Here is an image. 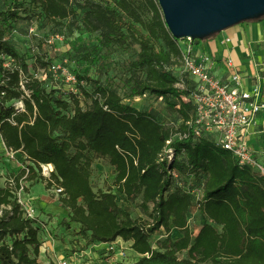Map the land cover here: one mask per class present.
Wrapping results in <instances>:
<instances>
[{"label": "trees", "instance_id": "1", "mask_svg": "<svg viewBox=\"0 0 264 264\" xmlns=\"http://www.w3.org/2000/svg\"><path fill=\"white\" fill-rule=\"evenodd\" d=\"M32 1L54 23L84 10L88 32L102 31L105 47L130 39L139 45L131 67L144 75L126 81L128 97L151 94L164 99L179 122L167 124L125 104L107 85L94 83L89 91L77 74L76 89L90 104L82 105L79 91L65 93L71 101L57 97L54 89L47 91L46 75L45 80L29 76V66L1 32L0 144L27 164L6 178L18 186L40 182L48 190L63 189L67 226H78L81 237L80 243L68 240L70 248L85 252L89 246L123 239L132 242L139 256L132 264H264V177L240 167L214 136L196 139L189 131L186 124L195 116V107L185 99L194 91L195 81L181 74V42L170 34L158 0H149L153 12L149 23L127 0ZM1 16L7 24L19 18L17 13ZM136 25L143 26L147 35ZM194 43L201 45L199 40ZM10 61L15 64L9 68ZM17 100L24 103L23 111L9 105ZM184 133L190 135L181 140L178 135ZM172 139L174 158L162 161ZM91 153L108 160L114 169L115 179L107 191L95 192L92 187ZM45 165L54 167L50 177L41 173ZM201 187L200 201L186 190ZM139 198L146 221L134 219L125 208ZM193 211L205 220L197 232L190 228ZM162 229L166 239L154 246L151 238ZM39 230L37 220L24 217L8 186L0 187V264H41ZM174 230L182 237L174 240Z\"/></svg>", "mask_w": 264, "mask_h": 264}, {"label": "rangeland", "instance_id": "2", "mask_svg": "<svg viewBox=\"0 0 264 264\" xmlns=\"http://www.w3.org/2000/svg\"><path fill=\"white\" fill-rule=\"evenodd\" d=\"M92 1L105 3L112 0ZM127 1L142 14L146 23L152 21L153 12L149 0ZM154 1L156 2V0ZM3 13H7L8 15L17 13L19 18L15 21L10 20L9 24H7L2 19L1 15ZM84 17L85 11L79 10L77 16L54 23L42 15L40 7L32 0H0V33H4V40L27 63L29 66V76L32 79L43 80L45 75L47 76L45 84L47 91L54 89L57 97H63L68 101H71V96L65 95L66 92L79 91L77 94L81 96L82 105L87 107L90 101L84 98L80 90L76 89L75 82L72 79L77 74L79 77L85 79L84 85L87 87V90L92 91L94 83L107 85L119 92L125 104L131 105L140 111L152 113L161 122L167 124L176 123L177 125L179 122L177 113L175 114L169 108L168 102L164 99L157 98L151 94H146L139 98L128 97L129 90L125 86L126 81L133 76L139 77L144 75L143 72L135 71L131 67V64L138 59L139 45L130 39L122 45L112 44L110 47H105L101 43L102 31L95 33L88 32ZM262 21H264V17L231 27L215 36L200 40L201 45L206 48L205 50L208 53L213 54L218 59L221 57L226 58L229 55V49L238 47V30L246 24L254 25L256 22L261 23ZM136 27L139 28L143 35H147V31L143 26L136 25ZM227 36L233 39V44H230L226 48L221 44V41ZM237 52L240 53V50L237 49ZM232 58L235 63L239 64L235 53L234 55L232 54ZM9 64L14 65L15 63L10 61ZM20 102L21 100H17L9 105L16 107ZM4 151L0 146V187L5 185L7 176L27 165L24 158L15 157L11 159ZM90 156L94 159L91 178L92 187L95 192L107 191L111 188L115 179L114 169L108 160L97 157L92 153ZM45 171V168L42 166L41 173L45 177H50ZM40 186L45 187L41 189L48 194L52 203L55 201L52 207L43 209L41 204L36 203L38 200H32V205L37 212V217H39L37 223L41 229L39 230L41 237L43 234H47L50 235V240L57 241L55 243V251L50 253L53 256L49 257L48 253H46V259L50 260L51 264L54 263L53 260L61 258L76 263V259H74L76 257L75 253L63 249L61 242H66L65 239L75 240L76 237H79L77 241L80 243L81 237L77 236L79 227L74 224L67 226L69 222L68 212H63V210L58 208L64 209L61 202L63 195H58L55 187L48 191L45 184L42 183ZM30 195L33 198L31 193ZM140 205L141 199L139 198L132 202L131 206L127 205L125 208L134 219L138 218L146 221L148 218L142 213ZM189 221L193 232H197L205 223V220L197 211H193L190 214ZM52 222H56V224L52 226L53 232L52 230L49 232L47 231V227ZM181 237L178 231H173L172 238L174 240ZM165 239L166 232L162 229L151 238V242L155 246L158 245V242ZM82 242L84 243V241ZM129 254L131 257L136 256L132 251H129Z\"/></svg>", "mask_w": 264, "mask_h": 264}, {"label": "built area", "instance_id": "3", "mask_svg": "<svg viewBox=\"0 0 264 264\" xmlns=\"http://www.w3.org/2000/svg\"><path fill=\"white\" fill-rule=\"evenodd\" d=\"M231 37H224L222 45L228 46L232 43ZM182 50L181 74L188 75L195 81L194 91L185 101L191 102L195 107V116L186 125L194 138L199 139L206 135H212L215 143L222 149L229 151L240 167L250 168L264 177V165L257 156L254 148L250 145L248 137L250 129L256 125L258 116L264 111L263 89L259 83H254L250 89L246 88V81L234 59L229 56L218 59L213 54L208 53L202 45H195L191 39L180 41ZM250 57L254 66L260 69L261 65L255 59V53L250 51ZM7 67H11L9 62ZM46 79V76L43 80ZM76 83L75 77L72 78ZM22 89L25 90L24 83L21 82ZM182 87V86H180ZM26 95L30 97L29 93ZM17 110H24V103L21 101L16 106ZM190 134L178 135L180 139H187ZM176 136V135H175ZM174 136V137H175ZM173 137V138H174ZM176 138V137H175ZM173 139L167 142L164 151L163 160H173L174 151L170 148ZM0 146L5 150L11 159L16 157V153L7 150L4 143ZM17 158V157H16ZM43 168L46 167L43 166ZM48 176L53 169L45 171ZM46 173V174H47ZM174 177L178 179V173L173 172ZM5 185L13 193L24 217L30 220H38L37 212L32 205L31 195L26 190V186L21 182L17 185L13 178L5 179ZM182 187V184H180ZM198 188L186 189L190 195H193L196 201L202 198V190ZM56 193L62 194L63 189H56ZM41 250L47 253L45 247ZM75 253L74 261H68L65 258L53 260V264H83L86 253L80 251L76 246L66 248ZM129 251H132L123 240H117L109 244L108 252L112 253L117 262L123 264H132L139 258L138 255L131 257ZM79 261V262H78Z\"/></svg>", "mask_w": 264, "mask_h": 264}, {"label": "crops", "instance_id": "4", "mask_svg": "<svg viewBox=\"0 0 264 264\" xmlns=\"http://www.w3.org/2000/svg\"><path fill=\"white\" fill-rule=\"evenodd\" d=\"M238 35V47H233L232 49H229V55L227 57H232V54H236V56L238 57L237 59L239 61V64L236 63V65L238 67V70L245 78L246 88L250 89L254 83H259L263 89L264 99V21H262L261 23L256 22L254 25H244L238 30ZM231 44H233V40ZM228 46L225 47L227 48ZM237 49L240 50V53L237 52ZM250 51L251 53L252 51L255 53V59L261 65L260 69L256 68V65L254 66V64L252 63ZM223 58L221 57L219 59ZM248 140L250 145L254 148L257 156L260 158L261 162L264 165V111L258 116L256 125H253V127L250 129V135L248 137ZM25 184L28 189L27 192L33 195L34 200H38L36 203L41 204L43 209L48 207L50 208L53 204H55V201L54 203H52L51 199H49L48 197V194L42 191L41 188L43 186H40L42 185V183L26 182ZM58 208L65 212V210L61 207ZM55 224L56 222H52L50 226H46L47 231L50 232V230H52L53 228L52 226ZM50 238V235L43 234L42 237H40V240L41 246L45 247L47 249L49 257H52L53 255L51 256L50 253L55 251V243L57 241L54 242L55 240H50ZM76 239H79V237H76ZM65 240L66 242H61V244L63 245V249L70 247L67 245L68 239ZM118 240L120 241L123 239ZM126 243H128L129 246L132 244V242ZM108 247L109 244H97L89 246V248H87V251L84 252L86 253V256L83 260V264H123L121 262L115 261L112 256V253L108 252ZM40 251L41 252L39 262L41 264H51L50 260L46 259V253L42 250Z\"/></svg>", "mask_w": 264, "mask_h": 264}, {"label": "water", "instance_id": "5", "mask_svg": "<svg viewBox=\"0 0 264 264\" xmlns=\"http://www.w3.org/2000/svg\"><path fill=\"white\" fill-rule=\"evenodd\" d=\"M170 34L203 40L264 17V0H158Z\"/></svg>", "mask_w": 264, "mask_h": 264}, {"label": "bare ground", "instance_id": "6", "mask_svg": "<svg viewBox=\"0 0 264 264\" xmlns=\"http://www.w3.org/2000/svg\"><path fill=\"white\" fill-rule=\"evenodd\" d=\"M46 167V171L47 170H51V169H54L53 165H45ZM47 173V172H46ZM48 174V173H47Z\"/></svg>", "mask_w": 264, "mask_h": 264}]
</instances>
